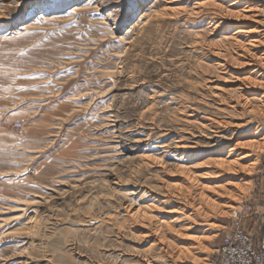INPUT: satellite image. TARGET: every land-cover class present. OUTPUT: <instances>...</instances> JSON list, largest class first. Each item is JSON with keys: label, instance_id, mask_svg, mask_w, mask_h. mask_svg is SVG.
I'll list each match as a JSON object with an SVG mask.
<instances>
[{"label": "rangeland", "instance_id": "obj_1", "mask_svg": "<svg viewBox=\"0 0 264 264\" xmlns=\"http://www.w3.org/2000/svg\"><path fill=\"white\" fill-rule=\"evenodd\" d=\"M173 1L0 0V264L264 237V0Z\"/></svg>", "mask_w": 264, "mask_h": 264}, {"label": "built area", "instance_id": "obj_2", "mask_svg": "<svg viewBox=\"0 0 264 264\" xmlns=\"http://www.w3.org/2000/svg\"><path fill=\"white\" fill-rule=\"evenodd\" d=\"M208 264H264V237L255 238L236 224L222 233Z\"/></svg>", "mask_w": 264, "mask_h": 264}, {"label": "bare ground", "instance_id": "obj_3", "mask_svg": "<svg viewBox=\"0 0 264 264\" xmlns=\"http://www.w3.org/2000/svg\"><path fill=\"white\" fill-rule=\"evenodd\" d=\"M171 5L172 3H174L173 0H168ZM173 1V2H172ZM238 2V1H237ZM168 9V8H167ZM249 9V8H248ZM247 9V11H248ZM81 9H78V10H75V11H80ZM239 18V17H238ZM248 20V19H247ZM22 27V26H20ZM254 28V27H253ZM252 27H239L238 29V32L239 34H242L243 36H246L247 39L249 38V42L247 43V45L249 46V48L252 50V51H256L258 48H260L263 43H262V40L261 39H255L253 38V33L255 31V29H253ZM260 32H264V31H260ZM264 35V33H263ZM248 50V49H247ZM259 54V53H258ZM263 59L264 60V51H262V54L258 55V59ZM252 60L249 59V61H244V64L243 66L246 67V66H252L253 65V62H251ZM261 61V60H260ZM256 71H252L249 75H252V74H255ZM256 76V75H255ZM249 78V76L247 77V79ZM246 80V79H245ZM223 153V152H222ZM230 157V151L228 153V156L226 158H229ZM222 159V158H221ZM224 162V160H222ZM221 161V162H222ZM226 161V160H225ZM228 162V161H226ZM224 164V163H223ZM230 164V163H229ZM231 206V205H230ZM206 221V220H205ZM254 237V236H253ZM182 249H185V247H182ZM216 252V251H215Z\"/></svg>", "mask_w": 264, "mask_h": 264}]
</instances>
